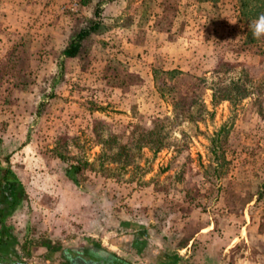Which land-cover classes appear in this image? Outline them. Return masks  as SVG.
Wrapping results in <instances>:
<instances>
[{
    "label": "rangeland",
    "instance_id": "1",
    "mask_svg": "<svg viewBox=\"0 0 264 264\" xmlns=\"http://www.w3.org/2000/svg\"><path fill=\"white\" fill-rule=\"evenodd\" d=\"M79 1L0 0V166L20 198L0 247L264 264V38L248 29L264 0H114L104 33L60 73L93 15ZM21 40L27 53L12 54ZM12 56L29 59L19 86ZM153 70L187 76L154 81ZM59 155L83 167L78 186Z\"/></svg>",
    "mask_w": 264,
    "mask_h": 264
},
{
    "label": "trees",
    "instance_id": "2",
    "mask_svg": "<svg viewBox=\"0 0 264 264\" xmlns=\"http://www.w3.org/2000/svg\"><path fill=\"white\" fill-rule=\"evenodd\" d=\"M114 0H80V5L85 7L89 2H94V9L92 18L88 19L84 25L79 27L70 37L66 44V46L61 50L59 57L57 59V67L60 69V73H62L63 66L65 62L69 59H82L86 55V47L85 44L94 36H99L104 33V26L102 23V13L105 6L111 3ZM247 6L246 2L241 3L242 9ZM245 13V12H244ZM252 18L256 19L258 15L262 14L260 12L253 11ZM252 41L247 40L246 44H250ZM24 40H21L19 43H16L13 47L12 54L15 52L21 53L22 56L25 55L27 52L23 49L24 48ZM259 54H264L263 50L258 51ZM19 59V58H18ZM12 64L16 63L18 65L15 77H16V85H20L22 83V72L27 70L28 67V57H24L23 59L17 60V57L12 56ZM22 61V62H20ZM29 68V67H28ZM169 76L170 79H179V77H186L187 75L180 70H153V78L154 81H158L160 76ZM165 82L163 81L161 85H164ZM215 98V94L213 95ZM231 96H225L221 100H229ZM41 107V104H39ZM157 136L153 140H151L152 147H154V151L158 152L163 146V140L160 137L159 131L150 130L149 136ZM28 143V142H27ZM25 145V144H24ZM23 146V144H22ZM6 158L7 155L5 154ZM59 159H61L63 166V173L65 177L72 182L74 185L78 186L81 182V175L83 172V167L81 164L71 163L68 160L64 159V156L59 155ZM9 164V163H7ZM20 198H19V181L17 180L16 176L10 172V168L6 166H0V222L1 220L8 215L15 207L19 206ZM134 246V245H132ZM142 255V252H140ZM117 261L123 262L120 258L113 256ZM147 257L145 254L142 255V258ZM149 258V257H148ZM170 261L168 264H179L178 260ZM146 259V258H145Z\"/></svg>",
    "mask_w": 264,
    "mask_h": 264
},
{
    "label": "flooded vegetation",
    "instance_id": "3",
    "mask_svg": "<svg viewBox=\"0 0 264 264\" xmlns=\"http://www.w3.org/2000/svg\"><path fill=\"white\" fill-rule=\"evenodd\" d=\"M135 248H137V245H135ZM36 251L34 247L18 246L16 249L15 247H11V245H6V248L0 247V264H36L30 261L35 258L43 259L42 264H78L76 259L79 258L85 264H133L116 256L112 252L89 243L47 246L38 253ZM113 256L120 258L123 262L117 261ZM145 258H142L144 264H168L174 259L165 260L162 258V255L157 259Z\"/></svg>",
    "mask_w": 264,
    "mask_h": 264
},
{
    "label": "clouds",
    "instance_id": "4",
    "mask_svg": "<svg viewBox=\"0 0 264 264\" xmlns=\"http://www.w3.org/2000/svg\"><path fill=\"white\" fill-rule=\"evenodd\" d=\"M248 29L254 39L264 38V13L260 14L254 21L249 22Z\"/></svg>",
    "mask_w": 264,
    "mask_h": 264
},
{
    "label": "crops",
    "instance_id": "5",
    "mask_svg": "<svg viewBox=\"0 0 264 264\" xmlns=\"http://www.w3.org/2000/svg\"><path fill=\"white\" fill-rule=\"evenodd\" d=\"M132 244L134 245L133 242H132ZM126 245H129V244L126 243ZM120 246H121V245H120ZM131 246H132V245H131ZM121 247H122V246H121ZM127 248H129V247H127ZM142 255H143V254H142ZM142 255H141V253H140V256H142ZM162 258H164L165 260H166V259L172 260V259H171L172 257L170 256V254H167V255H166V254H165V255L162 254ZM163 261H164V260H163ZM172 261H174V260H172Z\"/></svg>",
    "mask_w": 264,
    "mask_h": 264
},
{
    "label": "built area",
    "instance_id": "6",
    "mask_svg": "<svg viewBox=\"0 0 264 264\" xmlns=\"http://www.w3.org/2000/svg\"><path fill=\"white\" fill-rule=\"evenodd\" d=\"M77 4H72L69 9H71L72 11H77Z\"/></svg>",
    "mask_w": 264,
    "mask_h": 264
},
{
    "label": "water",
    "instance_id": "7",
    "mask_svg": "<svg viewBox=\"0 0 264 264\" xmlns=\"http://www.w3.org/2000/svg\"><path fill=\"white\" fill-rule=\"evenodd\" d=\"M76 261L78 262V264H85L80 258L76 259Z\"/></svg>",
    "mask_w": 264,
    "mask_h": 264
}]
</instances>
